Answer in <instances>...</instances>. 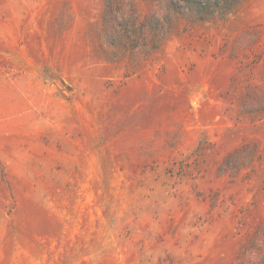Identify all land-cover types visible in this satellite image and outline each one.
Instances as JSON below:
<instances>
[{"label": "rangeland", "instance_id": "374dc122", "mask_svg": "<svg viewBox=\"0 0 264 264\" xmlns=\"http://www.w3.org/2000/svg\"><path fill=\"white\" fill-rule=\"evenodd\" d=\"M0 264H264V0H0Z\"/></svg>", "mask_w": 264, "mask_h": 264}, {"label": "trees", "instance_id": "16d2710c", "mask_svg": "<svg viewBox=\"0 0 264 264\" xmlns=\"http://www.w3.org/2000/svg\"><path fill=\"white\" fill-rule=\"evenodd\" d=\"M147 23H148V24H150V23H151V21H150V20H148V21H147Z\"/></svg>", "mask_w": 264, "mask_h": 264}]
</instances>
